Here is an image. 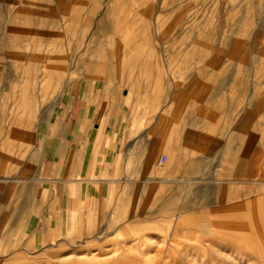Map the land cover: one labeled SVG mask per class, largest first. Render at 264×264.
I'll return each instance as SVG.
<instances>
[{"label":"rangeland","instance_id":"1","mask_svg":"<svg viewBox=\"0 0 264 264\" xmlns=\"http://www.w3.org/2000/svg\"><path fill=\"white\" fill-rule=\"evenodd\" d=\"M237 59L238 77L251 79L250 175L241 150L240 165L208 167L217 173L169 188L189 196L145 187L137 220L19 246L0 253V264H264V0H0L1 98L8 79L40 77L50 106L56 62L66 90L146 61L172 63L176 79L229 76Z\"/></svg>","mask_w":264,"mask_h":264},{"label":"crops","instance_id":"2","mask_svg":"<svg viewBox=\"0 0 264 264\" xmlns=\"http://www.w3.org/2000/svg\"><path fill=\"white\" fill-rule=\"evenodd\" d=\"M159 64L74 79L65 90L56 62L50 106L46 78L4 83L0 253L137 220L145 187L155 186L156 197L161 188L164 198L189 196L169 188L217 173L208 167L240 165L241 150L250 175L251 79L238 77V59L223 77L208 71L176 79L172 63Z\"/></svg>","mask_w":264,"mask_h":264},{"label":"built area","instance_id":"3","mask_svg":"<svg viewBox=\"0 0 264 264\" xmlns=\"http://www.w3.org/2000/svg\"><path fill=\"white\" fill-rule=\"evenodd\" d=\"M164 160H165V158L163 157V158H162V161H164Z\"/></svg>","mask_w":264,"mask_h":264},{"label":"bare ground","instance_id":"4","mask_svg":"<svg viewBox=\"0 0 264 264\" xmlns=\"http://www.w3.org/2000/svg\"><path fill=\"white\" fill-rule=\"evenodd\" d=\"M59 64H60V63H59ZM55 70H56V69H55ZM56 71H57V70H56ZM59 71H60V70H59ZM59 71H58V72H59ZM61 74H62V73H61ZM58 75H59V74H58Z\"/></svg>","mask_w":264,"mask_h":264}]
</instances>
